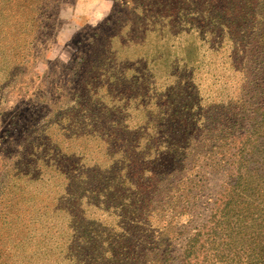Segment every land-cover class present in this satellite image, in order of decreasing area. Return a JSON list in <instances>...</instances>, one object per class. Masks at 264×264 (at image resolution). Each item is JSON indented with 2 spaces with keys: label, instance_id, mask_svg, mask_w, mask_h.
Listing matches in <instances>:
<instances>
[{
  "label": "trees",
  "instance_id": "1",
  "mask_svg": "<svg viewBox=\"0 0 264 264\" xmlns=\"http://www.w3.org/2000/svg\"><path fill=\"white\" fill-rule=\"evenodd\" d=\"M162 1L159 24L162 32L176 24L177 59L175 69L169 60L167 73L175 72L163 82L161 98L155 105L141 99V107L117 121L119 107L125 113L130 98L149 91L143 47L119 46L127 61L117 71L121 77L98 85L103 109L78 125L92 126L93 142L106 156L78 176L76 161L61 156L41 168L33 163L35 149L23 153L17 182L0 191V264H264V0ZM23 6L17 37L29 33ZM13 12L11 0H0L1 37L6 34L0 49L26 45L24 36L7 40ZM49 21L44 14L42 33ZM193 51L198 58L186 61ZM136 85L144 92L136 94ZM40 169L50 178L32 196L27 189L40 181ZM114 222L126 235L117 245L109 242Z\"/></svg>",
  "mask_w": 264,
  "mask_h": 264
},
{
  "label": "rangeland",
  "instance_id": "2",
  "mask_svg": "<svg viewBox=\"0 0 264 264\" xmlns=\"http://www.w3.org/2000/svg\"><path fill=\"white\" fill-rule=\"evenodd\" d=\"M11 1L15 12L14 20L9 21L14 32L7 40L20 41L24 36L26 45L17 44L16 48L0 49V191L17 182L14 175L19 167L17 165L22 161L23 153L31 152V148L37 151L33 163L39 167H44L51 160H59L62 156L64 159L76 161L78 176H84L86 169H90L91 163L97 158L106 156L102 146L93 142L92 126L85 124L81 131L78 130V125L84 123L83 117L86 115L91 114L88 116L90 122V118L103 109V103L101 106L97 104L98 85L103 82L110 83L114 76L121 77L122 72L117 71L127 61L119 57V46L125 44L143 47L141 54H147L149 65L148 94L136 98V101L130 98L125 105L129 110H125V113L120 114L124 111V106L119 107L120 112L116 115L119 123L122 117L132 113L134 107H141L137 104L141 99L142 104L153 102L155 105L154 101L160 99L164 91L163 82L172 76V71L175 72L177 59L175 50H171L172 41L176 43V24L168 32H162L159 24L158 9L162 0ZM173 1L177 4V0ZM24 4L28 5L26 16L29 22L26 27L29 33L23 32V36L17 37L22 29L15 24L16 18H21ZM189 7L191 6L187 4L184 6L181 12L183 17H188ZM164 10L165 7L159 9ZM175 11L176 7L170 8L172 17ZM42 14L50 17L49 30L43 33L40 27ZM109 17L110 21L107 23ZM130 23L132 25L129 26ZM101 28L102 31H99ZM3 37L0 33L2 45L5 43ZM83 53L86 56L83 57ZM203 53L204 47L201 46L200 56ZM198 56L196 51L185 53L186 61L190 62H194ZM170 58L174 69L167 73ZM139 61H145V57H134L135 63L138 64ZM135 63L131 60L130 64L137 65ZM84 76L87 77V83H90L88 87L82 84ZM176 78L169 81L173 86H177ZM138 88L141 87L136 85V94L137 91L139 94L144 92ZM170 92L176 95L172 87ZM49 116L53 119H49ZM13 122H19V127H13ZM145 129L146 126L142 130ZM79 133L83 134L77 138ZM148 134H152L151 130ZM38 136L45 137L40 144L33 142ZM84 140L90 143L82 144L81 141ZM41 144L43 153L39 156ZM54 147L59 153L56 158L51 151ZM4 149L8 153L3 152ZM150 157L156 158V155ZM144 159L145 154H142V160ZM159 159L161 163H166L168 153H164ZM40 172V181L27 189L30 193L33 191L32 196L38 189L46 188L44 181L50 178L41 169ZM2 198L1 195L0 202ZM116 224L114 222L111 229L113 232L109 242L112 245L122 243L126 237Z\"/></svg>",
  "mask_w": 264,
  "mask_h": 264
}]
</instances>
